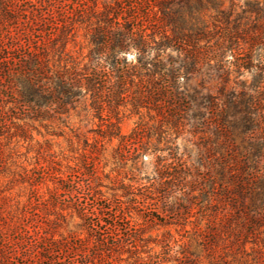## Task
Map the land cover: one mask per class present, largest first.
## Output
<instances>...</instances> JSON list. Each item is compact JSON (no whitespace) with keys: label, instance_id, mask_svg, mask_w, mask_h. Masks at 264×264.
<instances>
[{"label":"rangeland","instance_id":"1","mask_svg":"<svg viewBox=\"0 0 264 264\" xmlns=\"http://www.w3.org/2000/svg\"><path fill=\"white\" fill-rule=\"evenodd\" d=\"M78 29L76 45L69 47L73 58L86 64L88 36ZM235 81L232 86L247 92L256 83L248 74ZM153 84H163V91L134 86L130 91L159 101L146 108H134L131 94L123 105L97 113L87 95L83 105L28 123L22 134L8 120L0 122V227L9 264H46L29 260L33 254L17 235L24 225L30 231L42 228L56 241L86 237L79 208L102 209L103 221L115 224L103 227L104 235L135 243V249L111 254V264H264V208L253 205L251 194L256 179L243 173L239 194L226 172L221 174L227 141L202 97L206 91L194 99L187 92L176 98L164 82ZM176 85L179 92L198 88L200 79ZM255 85L262 93L260 117L264 82ZM206 88L216 96L217 82ZM262 128L263 121L256 132ZM90 251L91 245L84 249ZM61 257L49 264H81L71 251Z\"/></svg>","mask_w":264,"mask_h":264},{"label":"trees","instance_id":"2","mask_svg":"<svg viewBox=\"0 0 264 264\" xmlns=\"http://www.w3.org/2000/svg\"><path fill=\"white\" fill-rule=\"evenodd\" d=\"M81 27L88 36L86 64L76 61L69 47L76 45ZM244 74L256 82L249 92L232 86ZM193 78L200 86L179 92L176 82ZM154 80L176 98L187 92L194 99L206 91L202 97L227 141L221 174L226 172L239 194V177L252 175L253 205L263 209L264 114L256 115L262 93L255 92V84L264 82V0H0V122L8 120L21 134L28 123L68 114L87 95L97 113L123 105L131 94L136 109L155 105L158 100L130 92L133 86L163 91ZM212 81L218 84L214 97L206 88ZM259 118L263 128L257 133ZM107 127L116 128L117 136L114 123ZM103 213L77 210L84 238L72 234L56 241L44 229L25 225L17 235L33 254L29 260L62 262L61 255L71 251L81 264H111V254L136 245L104 235L103 227L115 224L107 225ZM4 235L0 227V264H9ZM89 245L90 253H84Z\"/></svg>","mask_w":264,"mask_h":264}]
</instances>
